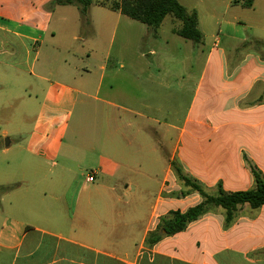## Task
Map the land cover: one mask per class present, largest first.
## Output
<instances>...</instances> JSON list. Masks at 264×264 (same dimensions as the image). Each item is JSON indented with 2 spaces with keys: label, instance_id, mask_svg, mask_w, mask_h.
I'll return each instance as SVG.
<instances>
[{
  "label": "crops",
  "instance_id": "1",
  "mask_svg": "<svg viewBox=\"0 0 264 264\" xmlns=\"http://www.w3.org/2000/svg\"><path fill=\"white\" fill-rule=\"evenodd\" d=\"M47 1L0 0V89L12 88L0 94V110L15 107L14 115L0 118L14 128L3 135L15 137L0 144V186L10 184L0 201L18 212L1 228L0 247L16 251L20 264H264V206H241L230 225L216 208L186 230L146 244L163 217L203 200L177 179L173 161L210 194L253 189V171L264 177V48L255 46L264 43V0H179L196 12L204 39L195 44L178 28L171 38L184 39L187 57L203 69L194 89L170 91L164 23L153 32L109 8V33L119 24L123 33L115 54L110 47L99 55V7L85 26L79 8L56 5L71 8L67 14L75 19L62 13L52 26ZM202 14L207 24H225L222 38L210 24L202 28ZM237 24L252 35L232 34ZM78 106L84 121L93 118L94 133L84 148L75 151L71 143L63 153ZM87 161L95 181H78L79 197L69 202L78 184L74 166ZM87 184L93 188L85 193ZM45 237L70 247L36 258L38 238Z\"/></svg>",
  "mask_w": 264,
  "mask_h": 264
},
{
  "label": "rangeland",
  "instance_id": "2",
  "mask_svg": "<svg viewBox=\"0 0 264 264\" xmlns=\"http://www.w3.org/2000/svg\"><path fill=\"white\" fill-rule=\"evenodd\" d=\"M56 1L57 0H48L44 5V8L46 9V11L48 13H52L53 10L55 12V14L52 18V26H57L60 24L59 19H60V15L62 13H64L65 15H68L67 12L73 11L71 8H74V9L79 8L76 5H72L71 8H69V7H67V8H56V5H57ZM118 1H120V0H92L93 3L90 7V11L87 15L86 21L84 20L83 16L80 15L81 11L78 14L79 17H81L80 19L83 20V25L86 26V24L92 23V16H91L92 11H91V9H97L99 7V25H100V29H101L100 41L102 42L101 47H100V49H102V51L99 52V53H101L99 55H105L110 47H111L110 50L113 52V54H115V51L117 50L119 43L121 41V34L123 33L122 28H121V24H119V26H120L119 28L117 27V31L115 32V35L113 32L114 27L112 29V32L109 33L107 26L109 25V23H112L114 20H106V17H105V15L108 16V14H107V13H109L108 11H111L109 9L110 4H112L114 2H118ZM181 1L186 2L185 0H181ZM186 3L189 5L193 4L191 2H186ZM75 7H77V8H75ZM112 15H115V14H112ZM68 18L70 19V21L75 19V17H73L72 15L71 16L68 15ZM76 21H77V16H76ZM130 21L135 23L136 27H139V26L147 27L146 25H144L140 22H137L135 20H130ZM207 22H208L207 14H202L201 15V26H202V28L204 29L208 24H210L209 27L211 29L213 28V33L218 35V37L222 38V35L225 34V32H226L225 24H223L222 26H219L216 23V21L212 22L211 19L209 20L208 24H207ZM180 26H181V22L179 20L173 18L172 16H168L166 18L164 25H163V28H162L163 29L162 35L164 37L169 38V41H170V45L167 47V51L169 52V58L170 59L167 63L168 77H167V81H166L167 85L169 87V91L175 90L176 88H179L181 85H183L184 89H191V88L194 89L197 85V82L199 80L198 78L200 77L202 69H203V62L202 61L191 62V60L187 57L186 53L188 51V46L185 44L184 39L179 38L178 43L173 42V39L171 38L172 30L175 28H179ZM220 30H221V33H220ZM230 30H231L232 34H234L237 37L251 36L252 35L251 31L249 29H244L242 24H237V27H235L233 29L230 28ZM211 31L209 32V34L212 33ZM77 34H78V32H77ZM79 34L81 37L84 35V28L79 29ZM257 34H259V33H257ZM65 38H66V33H63L61 36L58 35V40H64ZM214 41H215V37L210 38V36H209V38L207 39V43L210 45H212L214 43ZM191 48L192 47H190V50L192 51ZM147 56H150V55L147 54ZM10 60H12V59L10 58ZM107 72H108L109 78H110L112 73L110 72V70ZM13 74H16V73L13 72ZM6 75L11 76L10 71H7ZM2 86L3 87H1V89H0V94L7 96L9 89H12V88H8L7 86L5 87V85H2ZM117 89L122 90V85L120 86V84H119L117 86ZM187 98L188 97H185V99H184L185 110L188 106V103L190 102ZM80 112H81L80 107L78 106V108L75 111V114H74V116L70 122L71 127L69 128L68 134H67L65 141H64V147L62 149L63 153H65L66 151H70V147H68V145H70L71 143H74V144L76 143V148H74L73 150L79 151L80 149L85 147L86 140L89 138H92V136H93L94 129L91 128V126H90L93 124V118L89 117L88 120L84 121L81 118ZM91 112H94V109H92ZM14 114H15V107L10 108V109H6L4 111L0 110V118L6 117V116H11ZM95 116L98 117L99 114L95 115ZM84 122H85V124H84ZM6 130L13 132L14 128L13 127L8 128V126H6L4 124V122L0 121V134H1L0 144H2V142H6L7 138L8 139H10V138L14 139L15 138L14 135L4 136L3 134ZM97 131H98V129H97ZM1 153L2 152H0V161L4 159V156ZM60 162H62L61 158H60ZM93 164H94L93 162L87 161V162H82L79 165L76 164L77 166H74L75 170L78 172L77 176L75 177V180L78 184L71 186V189L69 190V193L66 196L69 202L70 201L74 202L79 197L81 182H85L86 177L88 175H90V173H93L92 169L90 167V165H93ZM62 178L65 179L66 181H67V179L71 178L69 180V181H71L73 179V176L72 177L66 176V177H62ZM78 181H81V182L79 183ZM57 184H58V181H57ZM9 185L10 184H6V186H4V187H9ZM27 186L28 185H25L22 188H20V191L26 189ZM0 187H2V186H0ZM85 188H86L85 193H87L88 191H91L90 188H93V186H91L90 184H87L85 186ZM45 189L49 190L48 184H46ZM57 192L60 193L61 191H57ZM4 194L5 193H0V199ZM155 197L156 196L154 195L153 198H155ZM49 199L50 198H47V200H49ZM10 211H11V213H10ZM16 213H18L16 211V209L13 207L10 208V204L7 200H5L4 202L0 201V217H1V219H0V231H1V228H7L8 227V217L11 218L10 216L13 217L12 214H16ZM27 220L32 221L33 218L27 219ZM12 225L15 226L16 224L13 223ZM52 226H54V221H52ZM38 242H40V248H39L40 250L36 252V258H38L41 254H43L45 251H47L49 249L51 251H54V249L55 250H57V249L58 250H65V248L70 247L69 245H66L64 242H60V243L58 242V244H56L55 241H51L47 237L38 238ZM50 258H52V256ZM43 260L45 262L46 261L48 262L49 258L44 257ZM20 262H21V258L16 253V251H9V250L4 249L3 247H0V264H20Z\"/></svg>",
  "mask_w": 264,
  "mask_h": 264
},
{
  "label": "trees",
  "instance_id": "3",
  "mask_svg": "<svg viewBox=\"0 0 264 264\" xmlns=\"http://www.w3.org/2000/svg\"><path fill=\"white\" fill-rule=\"evenodd\" d=\"M92 3V0L56 1L59 6H78L85 21ZM109 8L147 25L153 32L162 26L168 16H172L181 22V26L176 30L179 36L195 44L201 43L204 39V35L198 27L196 12L189 11L179 0H120L110 4ZM255 46L264 48V43L256 42ZM172 169L177 179L184 186L190 188L188 192H198L203 200L185 212L172 211L168 216L163 217L157 229L150 233L146 239V244L149 246H154L164 236H172L186 230L192 222L216 208L223 209L225 223L230 225L241 206L249 205L252 209L264 206V177L260 172L253 171L255 178L253 189L234 193L220 190L216 194H210L198 181L185 174L179 162L173 161ZM9 190L10 187H0V193H6Z\"/></svg>",
  "mask_w": 264,
  "mask_h": 264
},
{
  "label": "built area",
  "instance_id": "4",
  "mask_svg": "<svg viewBox=\"0 0 264 264\" xmlns=\"http://www.w3.org/2000/svg\"><path fill=\"white\" fill-rule=\"evenodd\" d=\"M88 182H94L95 181V173H90V175L87 176Z\"/></svg>",
  "mask_w": 264,
  "mask_h": 264
},
{
  "label": "water",
  "instance_id": "5",
  "mask_svg": "<svg viewBox=\"0 0 264 264\" xmlns=\"http://www.w3.org/2000/svg\"><path fill=\"white\" fill-rule=\"evenodd\" d=\"M6 144L8 145L9 144V141H6Z\"/></svg>",
  "mask_w": 264,
  "mask_h": 264
}]
</instances>
